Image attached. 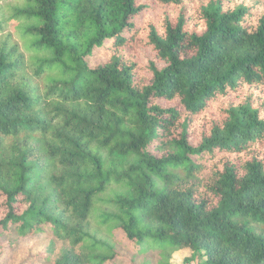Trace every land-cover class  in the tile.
Here are the masks:
<instances>
[{
  "label": "trees",
  "instance_id": "16d2710c",
  "mask_svg": "<svg viewBox=\"0 0 264 264\" xmlns=\"http://www.w3.org/2000/svg\"><path fill=\"white\" fill-rule=\"evenodd\" d=\"M186 1L0 11V264H264V0Z\"/></svg>",
  "mask_w": 264,
  "mask_h": 264
},
{
  "label": "rangeland",
  "instance_id": "374dc122",
  "mask_svg": "<svg viewBox=\"0 0 264 264\" xmlns=\"http://www.w3.org/2000/svg\"><path fill=\"white\" fill-rule=\"evenodd\" d=\"M188 1V0H187ZM186 1V2H187ZM12 2V0H0V11L2 12V14L5 17L9 16V11H8V5H10V3ZM199 1L198 0H189L187 3H184V6H189L188 11H189V15H191L192 19L194 22H198L197 18L194 16L195 13V9L193 8V6H199ZM182 6L179 7H175L173 9V7L171 8H167L165 9L163 12L166 11H170V13L174 12V14H176L178 11L183 10L181 9ZM260 10L258 9L257 12H259ZM160 14V12H159ZM19 23H9L7 26V30L6 32L8 34H12V41L13 42H18L20 43V35L17 33L16 31V26H18ZM200 28V27H199ZM139 57H140V53H139ZM142 58L140 57L139 59V64L143 65L144 64V60H141ZM136 71H138V73H142V68L140 66H137ZM1 212V210H0ZM192 250H190L189 248H185L182 249L178 252H176L175 254H173L172 258H171V264H195L198 263L200 261L203 260V253H197L196 258L192 261H187V259L192 257Z\"/></svg>",
  "mask_w": 264,
  "mask_h": 264
}]
</instances>
